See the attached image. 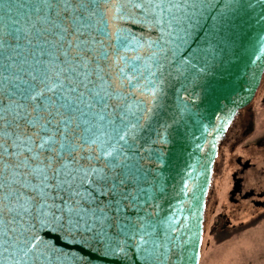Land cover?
Here are the masks:
<instances>
[{
  "label": "snow or ice",
  "instance_id": "6c2138e0",
  "mask_svg": "<svg viewBox=\"0 0 264 264\" xmlns=\"http://www.w3.org/2000/svg\"><path fill=\"white\" fill-rule=\"evenodd\" d=\"M235 3L221 0L213 18L219 34L230 30ZM199 8V0H0L2 264L51 258L54 250L37 225L82 232V239L107 238L115 228L124 239L110 245L109 253L121 264H164L169 253L183 259L150 219L148 208L165 186L158 169H145L136 143L141 130H152L142 122L164 107L169 50L141 43L110 21L139 18L171 33ZM106 40L116 43L106 47ZM205 55L214 58L215 46L209 43ZM128 87L143 99L133 100ZM157 123L164 132L172 126ZM22 125L33 131H8ZM164 132L156 130L160 142ZM21 147L29 153L23 159L12 151ZM101 157V166L92 163Z\"/></svg>",
  "mask_w": 264,
  "mask_h": 264
},
{
  "label": "water",
  "instance_id": "95a60500",
  "mask_svg": "<svg viewBox=\"0 0 264 264\" xmlns=\"http://www.w3.org/2000/svg\"><path fill=\"white\" fill-rule=\"evenodd\" d=\"M199 2L197 15L182 23V30L171 33L149 27L139 18L110 21L141 43L151 41L169 50L166 72L170 75L165 84L164 107L158 116L142 122L151 125L152 130H141L136 141L145 169L149 173L158 169L165 186L164 195L155 197L148 208L152 213L150 219L160 236L171 242L172 252L183 256L177 260L176 255L169 253L171 259L164 264H200L206 202L219 142L236 114L252 102L264 76V0H236L229 17L230 30L222 34L218 33L213 19L221 8V0ZM94 35L102 39L99 34ZM114 43L106 40L105 46ZM209 43L215 46L214 58L205 55ZM145 48L139 49L141 54H145ZM127 54L131 56L135 52ZM205 64V70L200 71ZM127 91L133 100L143 99L139 91L131 87ZM158 120L172 126L164 132ZM156 130L164 132L163 142L158 140ZM3 131L0 121V137ZM8 131L30 134L33 129L22 125L18 130ZM12 151L21 153L19 159L29 155L24 147ZM91 151L99 154L97 145H92ZM83 155L87 156L88 152ZM8 159L12 162L17 158ZM105 159L101 157L99 163L95 160L92 163L99 167ZM29 191L22 189L24 194ZM36 231L54 250L50 259H42L38 264H121L109 253L110 245L114 247L118 240L124 239L116 235L115 228L108 231L107 238L95 239L90 234L82 239V232L69 234L39 225Z\"/></svg>",
  "mask_w": 264,
  "mask_h": 264
},
{
  "label": "flooded vegetation",
  "instance_id": "af4514ba",
  "mask_svg": "<svg viewBox=\"0 0 264 264\" xmlns=\"http://www.w3.org/2000/svg\"><path fill=\"white\" fill-rule=\"evenodd\" d=\"M214 183L216 193L209 198ZM217 190L223 192L222 199ZM218 208L221 224L215 221L214 227L220 232L235 220L242 222L245 216L251 219L264 212V76L252 102L236 114L219 142L205 220L207 210L213 214Z\"/></svg>",
  "mask_w": 264,
  "mask_h": 264
},
{
  "label": "rangeland",
  "instance_id": "374dc122",
  "mask_svg": "<svg viewBox=\"0 0 264 264\" xmlns=\"http://www.w3.org/2000/svg\"><path fill=\"white\" fill-rule=\"evenodd\" d=\"M215 184L209 198H214ZM217 192L222 199L223 192ZM219 211L206 212L200 264H264V212L251 219L245 216L242 222L235 220L220 232L214 227L215 221L221 224Z\"/></svg>",
  "mask_w": 264,
  "mask_h": 264
}]
</instances>
